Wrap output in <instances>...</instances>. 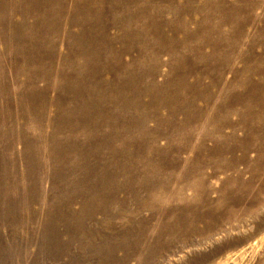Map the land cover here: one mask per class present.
Segmentation results:
<instances>
[{
    "label": "rangeland",
    "instance_id": "obj_1",
    "mask_svg": "<svg viewBox=\"0 0 264 264\" xmlns=\"http://www.w3.org/2000/svg\"><path fill=\"white\" fill-rule=\"evenodd\" d=\"M0 264H264V0H0Z\"/></svg>",
    "mask_w": 264,
    "mask_h": 264
}]
</instances>
